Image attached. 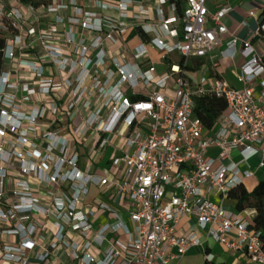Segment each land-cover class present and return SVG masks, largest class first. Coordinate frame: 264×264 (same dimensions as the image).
Instances as JSON below:
<instances>
[{
  "label": "built area",
  "instance_id": "built-area-1",
  "mask_svg": "<svg viewBox=\"0 0 264 264\" xmlns=\"http://www.w3.org/2000/svg\"><path fill=\"white\" fill-rule=\"evenodd\" d=\"M225 1L0 0V264H169L204 237L264 264L255 211L225 206L264 170V18L241 39ZM207 95L227 104L212 130L195 112ZM93 187L132 228L87 202ZM101 211L115 222L96 228Z\"/></svg>",
  "mask_w": 264,
  "mask_h": 264
},
{
  "label": "crops",
  "instance_id": "crops-1",
  "mask_svg": "<svg viewBox=\"0 0 264 264\" xmlns=\"http://www.w3.org/2000/svg\"><path fill=\"white\" fill-rule=\"evenodd\" d=\"M106 2H116L118 0H105ZM231 5L233 7V11L230 14V16L227 18L226 23L229 26V29L231 30V33L235 34L236 36L240 37L241 39H248V30L247 28H244L242 26L243 21H247L249 24V27L253 30H256L259 26V22L264 18V0H227L223 2V5ZM214 8V6H212ZM250 11H255L257 17L256 18H249L248 14ZM110 16H116V13L114 12H106ZM135 43L134 46H136L139 43V39H134L131 41L130 44ZM131 46V45H130ZM157 53V52H156ZM161 59L157 65V70L159 72H163L167 69L164 63V54H160ZM179 57L176 54H173L171 56H167L166 61H178ZM229 63L224 62L222 63L221 67L224 69V72L221 73V75L228 80L233 86H238L234 74L232 73V68H229ZM220 67V68H221ZM231 75L233 76V79H228L227 77ZM210 151L214 153H218L217 148H213ZM111 157H112V149H109L105 155V157L99 162L98 166L94 168L93 170L96 173L104 174V170L110 166L111 163ZM86 159L87 157L84 156L81 161V166L84 168L86 166ZM261 175V172L258 174V177ZM249 181V180H248ZM252 181V180H250ZM246 187V186H245ZM115 190L114 189H107L106 187H93L91 189L90 195L87 199L88 203H93L95 201L106 203L109 206L113 207L120 215L121 220L124 222V224L128 225L130 228H132V225L130 223L129 213L126 210L125 207V200L122 199L120 203V199L114 196ZM226 203V202H225ZM227 207V206H226ZM231 210L236 211L235 205L233 208L227 207ZM114 223L115 219L113 216L108 212H99L97 216L94 219V226L96 228L102 226L105 223ZM194 221L188 218H185L182 220L179 230L185 231L188 227L193 226ZM204 244L202 246L194 247L190 249L182 258L179 260L173 261L176 262V264H205L207 261V255L213 256L214 262L219 263H228V264H253L250 262L248 257L241 253H235L227 251L223 246L218 244L212 239L203 238Z\"/></svg>",
  "mask_w": 264,
  "mask_h": 264
},
{
  "label": "trees",
  "instance_id": "trees-1",
  "mask_svg": "<svg viewBox=\"0 0 264 264\" xmlns=\"http://www.w3.org/2000/svg\"><path fill=\"white\" fill-rule=\"evenodd\" d=\"M177 4L180 9L182 0H177ZM135 35L136 32H132L128 36V40H132ZM226 108L227 104L223 98H218L212 95L198 97L195 101V112L208 130H212L215 127L217 118L226 110ZM228 199L234 202L235 209L238 212H243L245 210L255 211L250 228L252 232L259 234L264 247V180L260 181L252 190H248L245 186L234 189L230 193ZM205 264L228 263L207 260Z\"/></svg>",
  "mask_w": 264,
  "mask_h": 264
},
{
  "label": "rangeland",
  "instance_id": "rangeland-1",
  "mask_svg": "<svg viewBox=\"0 0 264 264\" xmlns=\"http://www.w3.org/2000/svg\"><path fill=\"white\" fill-rule=\"evenodd\" d=\"M134 44L135 43L130 44L131 47H133ZM150 53H151V56H152V60L155 63H158L162 56L159 55L158 53H156L152 48H150ZM232 70H233V68H232ZM219 72L223 73L224 69L222 67L219 68ZM227 78L231 80V79H233V76L229 75ZM218 153H214V152L210 151L208 157H216L218 155ZM251 180L252 181L249 180L245 184V186H246V188L248 190H252L260 181L264 180V170L261 171V175L259 177L255 178V179H251ZM212 201L215 202V203H218V204L221 203L220 198L214 197V196L212 197ZM225 206L233 208L234 202L232 200L228 199V200H226ZM169 264H176V262L172 261Z\"/></svg>",
  "mask_w": 264,
  "mask_h": 264
}]
</instances>
